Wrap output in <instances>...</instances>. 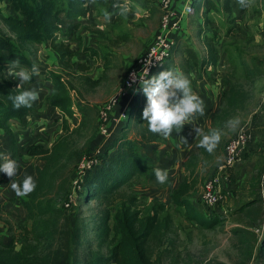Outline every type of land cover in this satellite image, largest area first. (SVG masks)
<instances>
[{"label":"rangeland","instance_id":"1","mask_svg":"<svg viewBox=\"0 0 264 264\" xmlns=\"http://www.w3.org/2000/svg\"><path fill=\"white\" fill-rule=\"evenodd\" d=\"M86 2L88 14L76 21L60 14L59 30L52 40L58 45L65 44L73 54L71 59L66 57L61 61L51 41L22 43L16 38L14 40L21 66L30 69L36 62L40 67L39 76L21 85L24 89L35 87L40 91V98L34 104L41 114L37 111L30 121H26L25 126L31 124L28 129L24 125L18 128L25 134L24 144L43 142L51 146L60 135L63 136L73 151L72 160L66 161L71 175L79 169L85 156L99 150L101 145L98 141L103 140V129H110L115 123L114 119L120 112L118 105L107 115L104 108L119 91L129 70L134 68L152 43L164 15L162 0ZM214 2L218 10H212L210 15L219 32L216 41L219 62L203 67L190 59L191 52L197 55L199 63L207 58L204 38L205 34L213 32L204 23V0H196L195 12L182 19L171 59L155 76L169 68L178 69L189 77L193 91L196 89L199 93H195L199 96L201 89L207 94L202 88L206 83L216 86L218 102L206 116L197 115L194 118L195 126L202 130L199 136L192 124H186L180 132L174 129L169 137L159 135L156 143L144 144L142 152L147 168L120 188L114 197L113 207L106 198L83 200V196L72 188L70 201H61V207L72 222H83L86 228L89 241L87 245L86 240L82 242L76 252L82 260L88 251L108 253L113 241L119 238V232L115 229V221L109 223L110 227L103 228V214L111 208L115 212L116 208L125 207L130 198H135L131 209L139 212L137 224L140 230L148 223L149 216L157 219L153 226L150 223L145 229L143 243L154 264H264V206L259 195V181L264 172V0H251L250 6L241 8V17L238 19L233 15L231 22L219 0ZM172 6L171 2V9L177 11ZM233 6L239 14L238 2H234ZM122 9H126L123 15ZM106 13L110 14V20L105 18ZM231 27L235 30L229 33ZM0 29L10 32L2 20ZM9 63L0 70V83L10 80L18 86L19 80L8 75ZM54 74L62 77L66 94L70 97L63 109L52 106L50 100L54 91L51 80ZM96 80H99L97 84L94 83ZM139 101L144 109L147 97L143 92ZM143 109L133 117L129 130L131 139H140L148 126L143 119ZM230 120L238 123L229 124ZM246 123L252 128L254 137L235 166L223 171L220 202L208 206L202 200L204 182L217 173L225 158L228 141ZM212 129L220 131L221 141L215 151L209 153L197 145L203 135ZM20 136L22 138V133ZM14 159L20 166H24V160L28 163L32 161L33 168L40 160L29 157L25 150H20ZM156 168L168 170L166 183L157 181L154 174ZM12 179L8 178L9 183ZM176 196L180 197V201L186 200L185 203H175ZM10 199L0 204V226L5 229L0 232V238L6 241L11 234L6 232L5 219L20 225L27 219L16 220L5 211L7 207L10 212L18 206ZM70 202L71 205L66 208ZM189 203L207 213L209 218L218 217L220 224L208 229L192 221ZM240 235L244 243L240 241ZM56 241L62 243V235L57 234Z\"/></svg>","mask_w":264,"mask_h":264},{"label":"trees","instance_id":"2","mask_svg":"<svg viewBox=\"0 0 264 264\" xmlns=\"http://www.w3.org/2000/svg\"><path fill=\"white\" fill-rule=\"evenodd\" d=\"M235 1L219 0L228 14L229 22L234 18L233 15L237 18L233 14ZM204 4V23L213 29L212 34H205L204 38L208 56L199 63L197 55L190 51V59L203 67L210 64L216 65L219 62V53L216 49L219 32L210 15L212 10H218V6L214 0H204ZM88 11L86 0H0V20L8 25L10 31L7 33L0 29V70L7 62L19 56L14 46L15 38L22 43L51 41L60 54L61 61H64L66 57L71 59L73 54L67 50L65 44L58 45L52 41L59 30L60 14H66L67 19L76 21L87 15ZM234 30L235 28L231 27L228 32H234ZM178 35L179 33L176 34ZM170 59L168 58L163 64L168 63ZM23 63L28 64L29 62ZM159 69L162 71V66ZM159 69L152 76H155ZM51 80L54 84V91L50 96L52 106L63 109L70 101V97L66 94L62 77L54 74ZM98 82L99 80H96L94 83ZM23 90L25 89L17 88V84L10 80H3L0 83V132L7 134L13 158L20 150H25L29 157L40 158L33 168L34 177L38 183L30 195L10 199V201L21 203L27 211V219L22 225L5 219L6 232L11 236L9 241L0 238V264H154L143 243L146 236L145 229L150 223L153 226L157 219L153 215L149 216L148 223L140 230V225L137 224L139 212L131 209V203L135 202V198H130L125 207L116 208L115 212L111 208L103 214V228L110 227L109 223L115 221V229L119 232V238L113 241L107 254L88 251L84 260L79 254L77 256L76 252L82 242L86 240L87 245L89 241L86 228L83 222L79 221V224L72 222L71 217L61 207V201H70L73 187L78 195L83 196V200L91 197L106 198L107 203L113 207L114 197L120 188L132 181L142 169L147 168V160L142 152L143 145L156 143L160 138L159 134H153L147 126L141 133L140 139L129 138L133 117L136 112L143 109L139 101L142 91L132 98L131 94L123 97L117 104L121 111L128 103L127 118L118 123V130L123 124L119 132L118 130L116 133L112 131L109 138L102 133L101 139L103 140L98 141L101 146L99 145L98 153L95 152L97 162L85 175L81 188L77 189L74 186V180L78 176V171L76 170L74 175H71V172H68L70 167L66 165L67 160H72L73 151L63 136L60 135L51 146H46L43 142L38 144L20 142L18 131L22 130H16L15 126L24 127L28 116L37 109L36 104L19 110L13 107L9 96H15ZM27 133L26 136H28ZM114 135L116 136L111 142ZM180 200V197L176 196L173 201L179 204H184L186 201ZM189 205L191 207L190 218L198 225L211 229L220 224L218 217L209 218L207 213L204 214L191 203ZM57 234L62 235V243L56 241ZM242 238L243 236L240 235V241L244 243Z\"/></svg>","mask_w":264,"mask_h":264},{"label":"clouds","instance_id":"3","mask_svg":"<svg viewBox=\"0 0 264 264\" xmlns=\"http://www.w3.org/2000/svg\"><path fill=\"white\" fill-rule=\"evenodd\" d=\"M237 2L241 8H246L251 4V0H237ZM125 12L126 9H122L121 15ZM105 18L110 20V14L106 13ZM155 58L160 61L158 57ZM143 64L139 73L130 74L128 86L134 94L142 91L147 97V104L142 115L143 119L147 121L148 130L153 134L167 138L174 129L180 132L186 124H192L199 136L202 130L195 126L194 118L197 115H204L205 104L203 99L193 91L189 77L178 69L169 68L158 76L148 78L150 66L153 64V56L149 54ZM39 74L40 67L36 62H33L30 69L21 66L18 58L12 60L8 65V75L19 80L17 88L30 83L32 78ZM137 83L139 86L133 87ZM39 98L40 91L35 87L25 89L15 96H9L13 107L17 110L32 107ZM236 123L238 121H229V124ZM220 141V131L212 129L203 135L197 146L213 153ZM19 169V162L12 158L11 153H0V172L6 173L8 177H15ZM154 174L159 183L164 184L168 181V170L156 168ZM37 183L38 181L33 175H25L22 182L12 180L11 188L17 197L23 198L36 189Z\"/></svg>","mask_w":264,"mask_h":264},{"label":"built area","instance_id":"4","mask_svg":"<svg viewBox=\"0 0 264 264\" xmlns=\"http://www.w3.org/2000/svg\"><path fill=\"white\" fill-rule=\"evenodd\" d=\"M195 1L196 0H187L183 9L180 12L174 11L171 9V0H162L164 15L162 17L160 23V29L156 33L153 38L152 43L148 46L146 52L139 58V62L134 68L130 69L125 81L122 83L117 94L108 102L107 106L104 108V114L107 115L109 112L120 102L123 97L131 94V98L136 95L133 93L132 89L129 88L128 82L130 78V74L133 72L139 73L144 64L143 62L148 58V55L151 54L153 56V64L150 66L149 77L159 69L163 65V63L170 58L171 52L173 49V45L175 43V39L177 38L176 34L180 33L181 30V22L182 19L189 14H193L195 12ZM155 57H158L160 61H157ZM139 84L133 85V87H138ZM128 103L125 107L119 112V116L114 119L116 124L120 121H123L127 118L128 115ZM106 138H109L112 134V130L103 129L102 132ZM254 133L252 128L248 123L244 124L242 128L237 132V134L231 138L225 148V158L218 166V171L213 176L209 177L203 186L202 191V200L208 206H214L218 204L221 200V182H222V173L226 172L229 168L235 166L236 162L239 160L241 155L243 154V150L246 145L253 139ZM98 153V152H96ZM97 162V158L94 154L90 156H85L79 165L78 176L74 180V186L77 189L81 188V183L84 181V177L87 172L93 168L95 163ZM259 195L260 199L264 206V172L261 175L259 181ZM71 202L67 204L70 206ZM263 227H264V219H263Z\"/></svg>","mask_w":264,"mask_h":264},{"label":"crops","instance_id":"5","mask_svg":"<svg viewBox=\"0 0 264 264\" xmlns=\"http://www.w3.org/2000/svg\"><path fill=\"white\" fill-rule=\"evenodd\" d=\"M237 1V0H236ZM235 1V2H236ZM171 2L173 3V8L176 9L177 11H180V9L182 8V6L185 4L186 0H171ZM239 14H237V12H235V8H234V14L237 16V18L239 19L241 17V7L239 6ZM239 15V16H238ZM201 82V81H200ZM204 84V83H203ZM200 87V86H199ZM203 89H205L207 92V94L202 93V89H201V93H200V97H203L204 99V104H205V112L203 116H206L208 110L213 109L215 104L218 102V98L219 96H217V87L216 86H212L211 84L206 83L204 85V87H202ZM196 93H199L196 89H195ZM211 105V108H209ZM57 108V107H55ZM36 110V111H35ZM33 111V114L36 115V112L38 114H41V112L38 109H35ZM54 111V110H53ZM28 116L27 121L31 120L32 115ZM31 124L25 126L24 128L28 129V127ZM36 125V124H35ZM15 126V125H14ZM111 128L113 130V132L116 133V131L118 130V124H116V122L114 124L111 125ZM16 130H20L18 129V126H15ZM19 132V138H20V142H24V136L25 134H23L22 131H18ZM20 133H22V138L20 136ZM25 140V139H24ZM22 144V143H21ZM26 146V145H25ZM20 150V149H19ZM0 151L1 153H10V149H9V138L7 136V134L4 132H0ZM21 153H23V151H21ZM12 156V154H11ZM13 158V156H12ZM22 159V158H21ZM23 160V159H22ZM24 166H20L19 172L17 173V175L15 177H13L12 180H15L17 182H22L25 175H33L34 176V171H33V163L31 162H26V160L23 161ZM8 176L6 173H0V204L4 203L5 201H8L10 198H15L17 197L16 194L14 193V191L11 188V183H9L8 180ZM12 180L10 182H12ZM17 203V202H16ZM18 206L13 209L10 210L9 212V207H7V209L5 211H7L8 213H10V215L14 216L16 220H25L27 217V211L25 208L22 207L21 204H17ZM10 206V204L8 205ZM4 227L3 225L0 226V232H4Z\"/></svg>","mask_w":264,"mask_h":264}]
</instances>
